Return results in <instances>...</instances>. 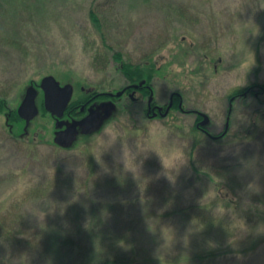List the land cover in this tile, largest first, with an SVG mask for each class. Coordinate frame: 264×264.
I'll use <instances>...</instances> for the list:
<instances>
[{"label":"rangeland","instance_id":"1","mask_svg":"<svg viewBox=\"0 0 264 264\" xmlns=\"http://www.w3.org/2000/svg\"><path fill=\"white\" fill-rule=\"evenodd\" d=\"M6 5L7 109L18 112L28 88L48 76L72 86L79 107L122 92L131 84L114 58L121 53L137 65L153 60L154 101L164 109L178 94L185 112L148 118V98L126 95L96 130L64 146L54 143L49 115L17 134L0 113V224L46 241L66 235L60 226L97 224L103 264H264V95L229 109L236 91L264 85V0H52L33 17L25 2ZM16 24L23 46L14 44ZM196 113L209 117L212 137H225L198 132ZM110 133L119 138L111 145ZM77 229L72 238L89 240L90 228ZM4 251L0 264H40L39 254ZM84 256L58 258L74 264Z\"/></svg>","mask_w":264,"mask_h":264},{"label":"trees","instance_id":"2","mask_svg":"<svg viewBox=\"0 0 264 264\" xmlns=\"http://www.w3.org/2000/svg\"><path fill=\"white\" fill-rule=\"evenodd\" d=\"M10 0H0V10H3V7H7L6 2H9ZM22 3L25 2L27 5L24 7L26 10H29L28 13L29 16L33 17L36 14V11L42 12V9H44L47 6V3L51 2L52 0H20ZM20 4V3H19ZM21 11L20 9H14ZM23 10L21 11L22 14ZM20 14L19 18L22 17ZM89 17L92 23L95 25V27L100 28V19L99 14L95 11V9L92 6V9L89 10ZM18 18V19H19ZM18 28L17 33H14V36L16 39L14 41L15 45L23 46L24 41L19 39V32H22L24 30V26L21 27V25H17ZM114 58L118 64V70L126 77V79L130 82V84H141L142 82H145V86L153 88L150 84L153 81V76L157 73V67L156 63L153 62V60H147L142 62L141 64H133L130 61H126L121 53H116L114 55ZM142 96L146 97L149 95V92L146 88L141 90ZM264 95V85L259 86H252L248 87L244 90L236 91L231 97L233 99L234 97L237 99L245 98L246 96H254L255 98H258L259 96ZM82 102L81 100H76L73 103H71L70 108L68 110L73 109L74 107H77L78 104ZM2 104V105H1ZM0 104V113L4 114L6 117V121L8 123V126L10 129H12L17 134H26L27 133V127L26 122L21 119L18 112L16 110L7 109L6 105L4 103ZM177 108V106H176ZM41 110V114L44 117L50 118L49 124H51V120L55 125V121L53 117L50 116V114L46 111L44 108ZM177 110V109H176ZM69 112V111H68ZM55 127V126H54ZM55 130V128H54ZM198 130V129H196ZM24 131V132H23ZM223 136L222 138H224ZM13 225H10L9 223L0 224V246L1 249H5V251H14L16 253L24 255H29V257H33V255H40L39 260L40 264H64L65 262L63 260H60L58 258V255L63 253L64 254H70L73 256L75 252L81 253L84 252L85 256L84 259H79L74 264H103L102 259H104L102 256L98 257L97 247H95V242L97 239L99 241H102V236L97 231L96 225H89L87 228H90L91 230V237L88 239L81 238H72L70 236L72 230L77 229V232L83 233V231H86L85 225L82 223H77L76 228H73V226L69 225L67 227H61V230H63L66 235H62L59 233V235H56L55 237L48 238L46 241L45 237H32L31 235H26L27 231L17 230V226L15 225L13 228L11 227ZM20 228H23V225H20ZM17 230V231H16ZM24 235V237H23ZM118 241H120L123 244V240L116 237ZM90 241V242H89ZM86 243H93L94 246H87ZM95 247V249H93ZM103 249L105 250V244L102 245ZM4 251V252H5ZM103 253V251H101ZM106 256H108L107 253H105ZM34 258V257H33ZM109 258V257H108ZM112 264H123V260L121 259H114L111 260ZM107 263V262H106ZM109 264V263H107ZM111 264V263H110Z\"/></svg>","mask_w":264,"mask_h":264},{"label":"water","instance_id":"3","mask_svg":"<svg viewBox=\"0 0 264 264\" xmlns=\"http://www.w3.org/2000/svg\"><path fill=\"white\" fill-rule=\"evenodd\" d=\"M144 82L141 84L143 85ZM136 88L140 87L138 85ZM40 89L44 93V105L48 112H50L53 116H56L59 119L64 117L66 110L72 100L74 90L70 85L61 86L60 83L53 76H48L44 78L40 84ZM125 92H119L116 95H112L115 97H120ZM39 92L36 87L30 86L26 92V96L18 109V114L27 123H30L34 118H36L39 113V107L37 105V98ZM153 100V95L150 97V101ZM180 107H182V103H180ZM162 110V108H159ZM168 112V111H167ZM204 117V121L201 123L202 126H207L209 123V117L205 114H202ZM99 116L96 112L92 110L91 114L83 119L82 121L74 122L71 125H68L66 130L61 131L57 134L56 142L58 144H66L72 139H74L78 132V127H85L86 133H90L92 130L97 128L98 122L97 118ZM65 126V122L59 121L57 123V128H63Z\"/></svg>","mask_w":264,"mask_h":264},{"label":"flooded vegetation","instance_id":"4","mask_svg":"<svg viewBox=\"0 0 264 264\" xmlns=\"http://www.w3.org/2000/svg\"><path fill=\"white\" fill-rule=\"evenodd\" d=\"M128 88L129 89L126 90L125 93L119 98L112 96V95H114L112 93H101V94L96 95V96L92 95L90 97V99L88 101H86V103L82 104L80 107L77 106L71 110H67L64 114V117L62 118L63 122H65V126L61 130H63V131L66 130L68 125H71L74 122L82 121L83 119H85L86 117H88L91 114L92 110L94 112H96L97 115L99 116L97 118V122L102 117V114L104 115V117H108L109 111L107 110V108L110 106L113 109L114 101L116 102L118 99H120L126 95H128L132 101L133 100L137 101L138 99L136 98V94L142 95L141 90L144 88H146L149 92V95L147 96L148 102L146 105V111H147L148 118H154V117H159V118L162 117L163 118L166 115V113L168 114V113H170L176 109H177V111H180V112L184 111L183 109H181L182 107H180L181 99H180V97L177 96V94H172V96L170 97L169 103L166 106H164L165 108L162 110H159L160 106H158V104L154 100L150 101V97L152 96V90L150 87L141 86V87L135 88V87H131V85H130V86H128ZM233 100H237V98L234 97L233 99H231V103L229 106L230 110H232V107H233ZM74 101H76V100H73L72 103ZM96 103H98V105H100V106H96ZM176 106H177V108H176ZM69 108H70V106H69ZM167 109H169L168 112H167ZM232 111H230V113ZM74 115H78V117L75 118ZM195 116L197 119L198 132H200L201 134H205L204 127H201V122L204 120L203 116L199 115L198 113H196ZM97 127H98V125H97ZM96 129H94V130H96ZM77 130H78L77 134L82 132L84 137H87V135L89 134V133H86L85 127H83V126L78 127ZM94 130H92V131H94ZM71 141H69L66 144L70 145Z\"/></svg>","mask_w":264,"mask_h":264},{"label":"clouds","instance_id":"5","mask_svg":"<svg viewBox=\"0 0 264 264\" xmlns=\"http://www.w3.org/2000/svg\"><path fill=\"white\" fill-rule=\"evenodd\" d=\"M108 136L111 137V140L109 141V145H111L112 143H115L119 138L115 135V134H108ZM124 156H126V147H125V151H124Z\"/></svg>","mask_w":264,"mask_h":264}]
</instances>
